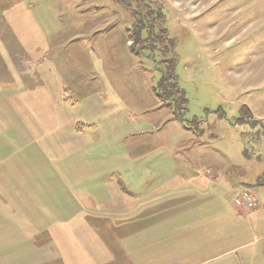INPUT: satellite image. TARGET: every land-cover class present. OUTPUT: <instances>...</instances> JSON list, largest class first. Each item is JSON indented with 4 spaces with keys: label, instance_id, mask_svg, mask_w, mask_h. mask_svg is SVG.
<instances>
[{
    "label": "rangeland",
    "instance_id": "1",
    "mask_svg": "<svg viewBox=\"0 0 264 264\" xmlns=\"http://www.w3.org/2000/svg\"><path fill=\"white\" fill-rule=\"evenodd\" d=\"M127 6L0 0V264L174 257L184 221L172 212L177 200L167 198L171 209L148 218L162 240L141 229L142 242L148 230V253L130 250V236L119 247L131 234L130 210L118 218L128 221L118 235L113 218L86 217L96 203L88 205L82 190L97 182L112 193L122 188L109 200L128 192L151 202L195 188L192 172L218 180L222 202L236 204V189L256 197L255 208L236 205L254 211L248 224L260 231L216 240L210 264H257L251 250L254 234H264V0H138V13L148 14L139 44ZM170 69L165 87L174 97L159 98ZM62 115L73 120V150L57 159L68 137H52L50 120ZM87 190L91 199L103 196Z\"/></svg>",
    "mask_w": 264,
    "mask_h": 264
},
{
    "label": "crops",
    "instance_id": "2",
    "mask_svg": "<svg viewBox=\"0 0 264 264\" xmlns=\"http://www.w3.org/2000/svg\"><path fill=\"white\" fill-rule=\"evenodd\" d=\"M55 117H50V122H52V124L49 132L51 133L52 137L58 138V136H60L61 134H64L68 137V140L61 141L59 144L60 147L58 146L56 148L57 153H62L57 157V159H63V156L67 154V151L71 152L73 150L72 148H68V144L72 143L71 135L74 133L71 130L70 126L73 120L71 123H68L65 121L64 115L57 118ZM74 125L76 126V123ZM54 158H56V156ZM194 169V166H192L189 170L193 171ZM167 170H169V167H167ZM163 175L164 174L162 173L161 175L151 176L159 179ZM191 175H193V178L196 176L191 180L192 182L197 183L195 188H192V186H188L190 185L188 184L185 188L174 191L170 193L171 195H167L165 198L152 194L154 195V201L151 202H147L145 200H136L134 199V195H130L128 194V192L126 193L127 195L125 197H121L123 194L120 189L122 188H119L118 186H116L115 188L118 190L119 195L121 196H119L118 200H109L107 199V197L110 195H114L116 191L115 188L114 193L108 192L106 190L113 186L104 188L100 187L97 182H87L86 188H83L85 194L82 190V195L86 196L85 199L88 205L89 202L92 201L96 203V206L94 207V209L89 208L88 211H86V217L94 219H101L102 217L113 218L111 219V221L112 223L117 225V234L120 235L119 229H123L126 223L128 224V221L125 222V219L120 221L118 220V218L123 217L124 213L127 210H130V214L128 217L130 219L129 224L131 234L124 236L122 241H120L119 239V247L121 246L120 242L122 243L126 241L130 236V250H140L144 247L143 249H146V251L149 253V247L147 245L149 238L148 230L146 231V241L142 242L141 229H151L152 233H154L155 231L159 236L158 240H162L163 233L160 232V230L155 229V223L151 224L148 218L150 216H155L159 213L167 211L168 209H171V206L168 205L165 201L167 198L168 200L172 198L173 200H177V208L174 207L172 212H177L179 220H184L183 222L179 221L177 227V229H182V237L178 241V253L174 257L166 256L164 259H162V262L155 261L153 258L148 257V259L151 260L149 264H210L213 260L217 259L216 240H222L228 235L227 239L231 238L233 239V242L235 239L241 241L242 237L246 235L249 230L254 233L256 231L259 232L260 229H251L250 225L248 224V221L254 219L255 213H253V210L239 208L235 203H227L221 201L218 195V180H213L210 177L204 175L202 172H192ZM86 176L90 177V175L88 174V170ZM81 177L84 178L83 174L82 176L80 175V179L82 182ZM94 180L98 181L95 178ZM223 181L227 182V179L224 178ZM87 186H92V190L94 193H102L103 196L100 198L91 199L90 193L87 190ZM236 190L238 196H240L242 191L240 189ZM176 192L177 194H175ZM129 198H133L130 204ZM161 202H163V204ZM162 205H164L165 208H163L161 211ZM153 207L154 211H152V214L150 215V212H147ZM259 207L260 204L258 208ZM145 213L147 214L145 215ZM150 225L152 226L150 227ZM254 237L255 241L253 242V246L256 244L257 246L252 248L251 250V259L253 260L257 258V261H259L257 262V264H261L259 258L261 256L264 257V252H260L261 246H264V234L262 235V237H260L257 233H255ZM152 241L154 242V238H152ZM99 243V249L105 251V244L102 242ZM239 247L241 246H238L237 248ZM237 248H231L229 252L234 254L238 251ZM130 261L131 263L133 262L132 264H135L136 261L138 262V264H142L141 260L139 259L136 260L130 258Z\"/></svg>",
    "mask_w": 264,
    "mask_h": 264
},
{
    "label": "trees",
    "instance_id": "3",
    "mask_svg": "<svg viewBox=\"0 0 264 264\" xmlns=\"http://www.w3.org/2000/svg\"><path fill=\"white\" fill-rule=\"evenodd\" d=\"M125 4H127L128 6H127V8H129V9H131V10H133V14H134V16H135V18H136V20L138 21V32H137V29L135 30V32H137L138 34V37H137V42H138V40L139 39H141L142 38V36H144V34H143V31H145V29H142L143 27H145L146 25H147V18H148V14H146V15H143V13H138V6H136V3L138 2V0H122ZM145 3L146 4H148L149 6H152L153 5V3L152 2H150V1H145ZM152 4V5H151ZM153 7V6H152ZM152 10H154V9H152ZM155 11V10H154ZM157 12H159L158 10H157ZM153 13V15H154V17H155V12H152ZM158 19H161L162 20V17H159ZM141 29H140V28ZM164 33V32H163ZM146 40V39H145ZM142 41V40H141ZM138 44H139V42H138ZM145 44H146V42H145ZM144 44V45H145ZM144 45H143V48H146V47H144ZM169 77H168V79H162V81L160 82V86H159V88H158V90H159V94H158V97L159 98H164L165 97V95L167 96V97H169L170 99L172 98L173 99V94H170V92H172L173 93V90L172 89H174V88H169V87H165V84L168 82V80H170V78H171V75H172V72H171V69L169 70ZM166 80V81H165ZM163 82H165V83H163ZM157 91V90H156ZM175 103L177 104L178 103V99H175ZM175 103H174V105H175ZM183 103V102H182ZM184 104V103H183ZM182 104V105H183ZM177 107L179 106L178 104L176 105ZM186 107V106H185ZM177 109V111H178V113L180 112V110L178 109V108H176ZM176 111V112H177ZM177 120H180V121H182V119H181V117L180 116H177Z\"/></svg>",
    "mask_w": 264,
    "mask_h": 264
},
{
    "label": "built area",
    "instance_id": "4",
    "mask_svg": "<svg viewBox=\"0 0 264 264\" xmlns=\"http://www.w3.org/2000/svg\"><path fill=\"white\" fill-rule=\"evenodd\" d=\"M256 197L247 191H243L240 196L236 199V204L238 206H245L248 208H255L256 206Z\"/></svg>",
    "mask_w": 264,
    "mask_h": 264
}]
</instances>
